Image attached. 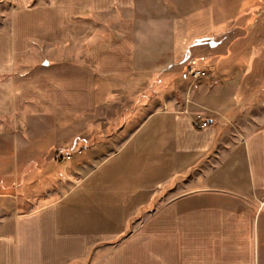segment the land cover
<instances>
[{
  "label": "crops",
  "instance_id": "1",
  "mask_svg": "<svg viewBox=\"0 0 264 264\" xmlns=\"http://www.w3.org/2000/svg\"><path fill=\"white\" fill-rule=\"evenodd\" d=\"M175 2L17 0L0 264H264V2Z\"/></svg>",
  "mask_w": 264,
  "mask_h": 264
},
{
  "label": "rangeland",
  "instance_id": "2",
  "mask_svg": "<svg viewBox=\"0 0 264 264\" xmlns=\"http://www.w3.org/2000/svg\"><path fill=\"white\" fill-rule=\"evenodd\" d=\"M35 1L37 0H29L30 5H32ZM159 2L164 3L167 6H161V7H165V9L168 10H173L176 12H186L189 9L193 8L194 6H175L176 2L175 0H158ZM258 0H243V3L241 4V6H253L255 4V2H257ZM259 1H263L264 0H259ZM17 0H0V35L3 32H8L9 31V20L11 18V10L13 9V7L16 5ZM156 6H145L146 10L149 11H153L155 9ZM160 8V6H159ZM9 33V32H8ZM7 33V34H8ZM37 46V44L35 45ZM39 51H42L41 48H39ZM75 48L74 46H69L68 44L65 47H51L48 48L46 55L48 56L49 59H55L53 61H58L59 59H69V60H74V54H75ZM40 63V59L33 60L30 61L28 63H18L17 65H14L13 67V71L16 72H23L25 73L28 69L29 66H32V64L34 63ZM194 68H203L206 70L205 67H194ZM11 70V72H12ZM10 72V74H11ZM9 74V75H10ZM6 76H8L7 72L0 74V79L5 78ZM200 114V113H197ZM195 114L194 117L197 115ZM4 125H6L5 123H3ZM7 125L10 126V123L7 122ZM6 125V126H7ZM6 162H8L7 160L3 159V163H5L4 165L6 166ZM1 170L0 175H6L9 173V168L5 167ZM10 172H11V168H10ZM185 184H183L181 186L180 189H184L185 188Z\"/></svg>",
  "mask_w": 264,
  "mask_h": 264
},
{
  "label": "built area",
  "instance_id": "3",
  "mask_svg": "<svg viewBox=\"0 0 264 264\" xmlns=\"http://www.w3.org/2000/svg\"><path fill=\"white\" fill-rule=\"evenodd\" d=\"M206 70L203 68H192L191 70V77L193 80H197L203 76H206ZM194 123L198 124L200 127H206L208 126V122L205 120V118L203 117L202 114H197L194 118H193ZM79 149L78 148H73L67 151H63V152H59L56 155V159H58L59 161H65L68 160L74 153L78 152Z\"/></svg>",
  "mask_w": 264,
  "mask_h": 264
}]
</instances>
